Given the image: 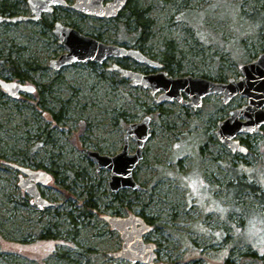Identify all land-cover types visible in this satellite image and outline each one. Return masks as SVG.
<instances>
[{
  "label": "rangeland",
  "instance_id": "rangeland-1",
  "mask_svg": "<svg viewBox=\"0 0 264 264\" xmlns=\"http://www.w3.org/2000/svg\"><path fill=\"white\" fill-rule=\"evenodd\" d=\"M74 2L34 20L28 0H0V16L10 19L0 23V80L36 88L17 100L0 93V264H142L113 256L124 241L106 217L130 215L151 225L144 241L156 245L154 264H243L241 255L250 250L263 258L264 130L238 137L247 141L246 156L216 135L218 123L247 98L225 105L212 95L198 110L177 101L157 104L150 89L132 87L113 71L112 60L59 72L49 65L66 52L53 34L61 22L159 62L173 49L166 70L173 77L238 80L241 66L264 52V0H133L131 7L150 22L141 40L133 38L131 22L124 27L125 16H84ZM13 65L30 79H17ZM146 116L152 136L134 172L143 189L114 193L111 173L98 172L87 151L116 155L127 127ZM136 149L131 138L130 153ZM13 165L54 176L39 186L51 207L34 204ZM229 166L243 168L239 180ZM238 181L250 188L234 196L228 184Z\"/></svg>",
  "mask_w": 264,
  "mask_h": 264
},
{
  "label": "water",
  "instance_id": "water-1",
  "mask_svg": "<svg viewBox=\"0 0 264 264\" xmlns=\"http://www.w3.org/2000/svg\"><path fill=\"white\" fill-rule=\"evenodd\" d=\"M72 8L89 17L98 19H117L129 0H74ZM35 15L32 19L39 20L44 13H53L54 7L66 6L65 0H28ZM21 20V19H19ZM10 21L0 16V23ZM16 21V20H15ZM54 36L64 46L66 52L59 58L51 61L49 67L54 71L74 64H104L108 59L128 58L140 65L151 69H159L154 74H144L131 69L115 65L113 69L120 72L122 78L130 80L132 87L150 89L156 97L157 104L177 101L182 105L198 110L204 99L218 94L223 96L224 104H229L238 96L248 99V103L229 113V117L218 125L216 135L221 143L231 152L245 155L247 148L238 138L241 135H255L263 133L264 128V52L252 62L240 68L238 80L228 82L215 81L208 78L183 76L173 77L163 70L164 65L147 57L136 48L103 43L96 38L84 35L74 27L56 22L53 28ZM1 88L14 100L20 98L21 93H33L35 87L20 82L0 81ZM158 95V96H157ZM188 97V100L185 99ZM151 118L146 116L139 123L130 124L124 135V146L114 156L89 150L88 157L97 164V170L105 169L111 173L109 182L112 192L123 189L139 190L141 186L135 181L134 172L143 159V149L150 140ZM137 142L134 153L129 151V140ZM14 168L25 175L20 179V187L34 199L39 209L51 207L38 189V185H48L53 180L50 173L44 170H34L19 165ZM112 228L118 230L124 241L122 250L113 254L116 259L131 262L154 264L157 258L155 245L146 243L143 236L151 231V227L139 216L131 215L128 218L106 217Z\"/></svg>",
  "mask_w": 264,
  "mask_h": 264
},
{
  "label": "trees",
  "instance_id": "trees-1",
  "mask_svg": "<svg viewBox=\"0 0 264 264\" xmlns=\"http://www.w3.org/2000/svg\"><path fill=\"white\" fill-rule=\"evenodd\" d=\"M132 2H133V0L128 1L126 7L120 13L119 17L125 16L126 20H125V22H123V25L125 28L128 27L129 22H131L133 24V28H134L133 38H139L140 40L145 39L147 37V34L149 33L150 22L143 18L141 11H139L136 8L131 7ZM50 27H52V25H50ZM173 52H174V50L170 49L169 53L165 54V56L163 58H161V62L166 65L167 70L169 69L170 62L173 63V60L175 59L173 56L174 55ZM12 70L14 71L15 77L22 82L28 81L30 79L27 75V72L22 73L20 71L21 69L19 67L15 68L13 65ZM169 75H170V73H169ZM220 81H223V80H220ZM0 93L3 94L2 91ZM53 121L55 123H57L59 121V116L57 114L54 115ZM241 141L243 144H247V141H245V140H241ZM258 161H260V159ZM246 166H248V165H246ZM228 168H231L230 170L233 171L236 179L239 180V177L242 175L241 171L243 170V168L239 169L238 171H237V168L232 167V166H229ZM228 188L234 189L233 195L236 196L237 194L242 193L243 191H245L246 189H249L250 187L247 184H244L243 182L238 181V182H232V183L228 184ZM263 222H264V220H263ZM237 247H239V246L236 245L234 247V249ZM241 259L244 262L243 264H264V257L260 258L255 252H252L251 250L249 253H244L243 255H241Z\"/></svg>",
  "mask_w": 264,
  "mask_h": 264
},
{
  "label": "flooded vegetation",
  "instance_id": "flooded-vegetation-1",
  "mask_svg": "<svg viewBox=\"0 0 264 264\" xmlns=\"http://www.w3.org/2000/svg\"><path fill=\"white\" fill-rule=\"evenodd\" d=\"M66 1V3H67V0H65ZM107 1H111V0H107ZM69 4L67 3V5L66 6H68ZM56 8H58V7H54V11H55V9ZM53 11V12H54ZM44 14H46V13H44ZM42 16H43V14H42ZM42 16H41V18H42ZM85 16V15H84ZM89 17V16H88ZM40 18V19H41ZM119 18V17H118ZM99 20H116V19H99ZM147 56V55H146ZM147 57H149V56H147ZM149 58H151V57H149ZM151 59H154V58H151ZM110 60H112L113 61V68H114V66L115 65H119V66H121L122 68H126V69H131V67L130 66H128L127 65V62H128V60H131V61H133L132 59H128V58H120V59H113V58H111V59H108L107 61H110ZM155 60V59H154ZM106 61V62H107ZM158 61V60H157ZM105 62V63H106ZM134 62V61H133ZM162 63V62H161ZM164 64V63H163ZM165 65V64H164ZM144 66V65H143ZM145 67H147V66H145ZM149 69V70H148ZM131 70H133V69H131ZM167 69H166V65H165V71H166ZM134 71H138V72H141V73H144V74H153V73H156L158 70H153V69H151V68H149V67H147V68H143V69H141V70H134ZM115 72H117V73H119V75H120V77L122 78V76H121V74H120V72H118V71H115ZM0 81H5V80H0ZM8 82V81H7ZM1 87V86H0ZM2 89V88H1ZM35 90H36V88H35ZM2 92H3V94H6L5 93V91L2 89ZM21 94H23V93H21ZM7 95V94H6ZM204 104V103H203ZM262 130H264V129H262ZM257 135V134H256ZM133 139V138H132ZM241 143H242V141H241ZM246 148H247V154L249 153V148L246 146ZM247 154H245L244 156H246ZM243 155V154H242ZM98 171V170H97ZM101 171V170H100ZM99 172V171H98ZM21 173V172H20ZM49 173V172H48ZM51 174V173H50ZM52 175V174H51ZM22 176H23V174H22ZM21 176V177H22ZM20 177V178H21ZM52 177L54 178V176L52 175ZM40 190V189H39ZM148 223V222H147ZM149 224V223H148ZM150 225V224H149Z\"/></svg>",
  "mask_w": 264,
  "mask_h": 264
},
{
  "label": "bare ground",
  "instance_id": "bare-ground-1",
  "mask_svg": "<svg viewBox=\"0 0 264 264\" xmlns=\"http://www.w3.org/2000/svg\"><path fill=\"white\" fill-rule=\"evenodd\" d=\"M4 18H6V17H4ZM3 22H5V21H3ZM3 22H1V23H3ZM97 39V38H96ZM98 40V39H97ZM100 41V40H99ZM102 42V41H101ZM135 62V61H134ZM163 64V63H162ZM164 65V64H163ZM243 66V65H242ZM241 66V67H242ZM113 69V68H112ZM153 70H158L157 72H159L160 70L159 69H153ZM163 70H165V65H164V68H163ZM113 71H117V70H115V69H113ZM156 72V73H157ZM154 74V73H153ZM171 76V75H170ZM8 82H15V81H8ZM23 84H25V83H23ZM26 85H28V84H26ZM31 86H33V85H31ZM215 95H218V94H215ZM222 96V95H221ZM222 98H223V96H222ZM205 100V99H204ZM222 101H223V99H222ZM203 103H204V101H203ZM224 103V102H223ZM226 105V104H225ZM203 106V105H202ZM245 106V105H244ZM221 122V121H220ZM219 122V123H220ZM219 123H218V125H219ZM219 128V127H218ZM218 130V129H217ZM151 133V132H150ZM89 151V150H88ZM87 151V152H88ZM91 151H93V150H91ZM247 154V153H246ZM87 155H88V153H87ZM89 158V157H88ZM20 166V165H19ZM22 167H24V166H22ZM25 168H29V167H25ZM16 169V168H15ZM31 169V168H30ZM17 170V169H16ZM103 170V169H102ZM105 170V169H104ZM19 171V170H18ZM107 171V170H106ZM19 172H21V171H19ZM48 172V171H47ZM22 174H23V172H21ZM25 175L23 174V176L22 177H24ZM21 177V178H22ZM20 178V179H21ZM110 182V181H109ZM140 185V184H139ZM39 186H42V185H38V189H39ZM46 186V185H45ZM141 186V185H140ZM110 187V186H109ZM143 188H142V186H141V189H139V190H142ZM124 190V189H123ZM132 190V189H131ZM40 191V190H39ZM112 191V190H111ZM121 191V190H120ZM133 191H138V190H133ZM114 193H118V192H114ZM40 194H41V192H40ZM42 196V195H41ZM43 197V196H42ZM32 198V197H31ZM33 199V198H32ZM45 199V198H44ZM46 200V199H45ZM33 202H34V199H33ZM50 203V202H49ZM35 204V203H34ZM36 205V204H35ZM37 206V205H36ZM38 207V206H37ZM49 208V207H48ZM44 209V208H43ZM131 216V215H130ZM129 216V217H130ZM108 217V216H107ZM110 217H117V216H110ZM128 218V217H127ZM144 220V219H143ZM145 221V220H144ZM146 222V221H145ZM146 224L147 225H149L147 222H146ZM150 227H151V225H149ZM151 232V231H150ZM149 232V233H150ZM148 234V233H147ZM146 235V234H145ZM144 235V236H145ZM144 236H143V238H144ZM154 244V243H153ZM155 245V244H154ZM155 253L157 254V252H156V245H155ZM115 254V253H114ZM115 258V257H114ZM116 259V258H115ZM157 259V258H156ZM122 260H124V259H122ZM126 261H128V260H126ZM129 262H131V261H129ZM131 263H134V262H131ZM136 263H141V262H136ZM142 264H145V263H142Z\"/></svg>",
  "mask_w": 264,
  "mask_h": 264
}]
</instances>
